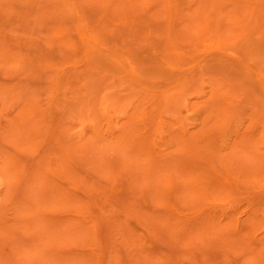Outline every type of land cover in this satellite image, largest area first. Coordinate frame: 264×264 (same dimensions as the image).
<instances>
[{"label":"rangeland","instance_id":"1","mask_svg":"<svg viewBox=\"0 0 264 264\" xmlns=\"http://www.w3.org/2000/svg\"><path fill=\"white\" fill-rule=\"evenodd\" d=\"M0 264H264V0H0Z\"/></svg>","mask_w":264,"mask_h":264}]
</instances>
